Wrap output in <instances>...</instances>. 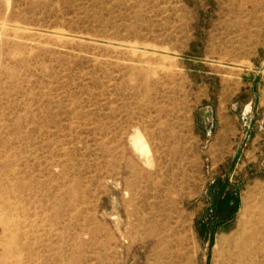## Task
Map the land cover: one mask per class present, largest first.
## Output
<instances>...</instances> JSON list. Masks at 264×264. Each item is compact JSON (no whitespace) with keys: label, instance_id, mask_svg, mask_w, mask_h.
<instances>
[{"label":"rangeland","instance_id":"374dc122","mask_svg":"<svg viewBox=\"0 0 264 264\" xmlns=\"http://www.w3.org/2000/svg\"><path fill=\"white\" fill-rule=\"evenodd\" d=\"M243 228L264 264V0H0V264H224Z\"/></svg>","mask_w":264,"mask_h":264},{"label":"bare ground","instance_id":"6f19581e","mask_svg":"<svg viewBox=\"0 0 264 264\" xmlns=\"http://www.w3.org/2000/svg\"><path fill=\"white\" fill-rule=\"evenodd\" d=\"M15 31H16V29H15ZM60 31H62V30H60ZM154 48L152 46L151 49L154 50ZM243 217L244 218H242L241 227H242V224L244 225V223L247 220V219L245 220V216L244 215H243ZM8 221H9V219H8ZM244 227H245V225H244ZM255 241H256V238H255V235L253 234V232L252 231H247L246 229H244L242 232H240L239 238H237L236 240H234L233 243H230L228 245L229 249L227 251L226 262L224 264H244L249 250L255 248V246H254ZM226 249H227V247H226ZM221 264H223V263H221Z\"/></svg>","mask_w":264,"mask_h":264}]
</instances>
